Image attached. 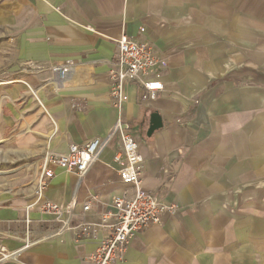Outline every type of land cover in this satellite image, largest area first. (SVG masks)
<instances>
[{
  "label": "crops",
  "instance_id": "obj_1",
  "mask_svg": "<svg viewBox=\"0 0 264 264\" xmlns=\"http://www.w3.org/2000/svg\"><path fill=\"white\" fill-rule=\"evenodd\" d=\"M123 35L153 46L164 90L143 103L129 85L117 110L110 73ZM1 55L21 78L0 94V147L27 158L65 154L122 120L144 158L143 189L178 205L118 264H264V0H0ZM68 62L59 82L51 70ZM153 113L163 128L149 138ZM117 150L106 149L79 185L54 167L39 196L38 183L0 192V243L11 253L0 264H90L98 242L77 244L72 229L50 236L59 225L39 207L75 199L71 228L84 205L98 222L125 190Z\"/></svg>",
  "mask_w": 264,
  "mask_h": 264
},
{
  "label": "built area",
  "instance_id": "obj_2",
  "mask_svg": "<svg viewBox=\"0 0 264 264\" xmlns=\"http://www.w3.org/2000/svg\"><path fill=\"white\" fill-rule=\"evenodd\" d=\"M113 65L115 68L110 73L112 84L109 94L111 106L117 110H122L129 101V85L136 84L141 88L143 103L155 100L164 90L159 76H153L154 70L160 64L153 46L149 43L138 42L123 35L118 41ZM72 69L73 63L68 62L53 67L51 71L56 74L59 82H63ZM114 143L118 150L113 161L118 166L116 172L125 190L122 195L112 198L105 205L104 211L99 214L98 222L87 220L85 215L91 205H84V217L78 225L71 228L77 203L75 199L66 209L49 201L39 207L43 217H52L53 222L59 225L50 236H59L72 229L75 231V243L98 242L95 251L87 257L90 264L123 262L127 249L140 232L161 223L166 214H178L180 211L178 205L168 203L143 189L141 167L144 158L130 126L122 120L116 121L106 136L91 139L83 144H73L65 154L47 151L40 167L37 195L43 194L54 179V167L76 176L79 185L94 164L100 161L106 149ZM33 207L34 205H29L27 211H31ZM25 221L28 226L32 223L29 215ZM0 255L2 258L11 256L1 243Z\"/></svg>",
  "mask_w": 264,
  "mask_h": 264
},
{
  "label": "rangeland",
  "instance_id": "obj_3",
  "mask_svg": "<svg viewBox=\"0 0 264 264\" xmlns=\"http://www.w3.org/2000/svg\"><path fill=\"white\" fill-rule=\"evenodd\" d=\"M21 73L15 72L11 75L10 66L6 67L4 56H0V94L3 92V88L7 82L11 79H20ZM1 108V106H0ZM4 116L0 114V127L4 126L6 112ZM20 130L19 126L15 125L13 128V134L17 130ZM19 131H17L18 133ZM10 135V130L7 132V136ZM4 141H0V145ZM3 145V144H2ZM0 192L10 191L19 195L26 189L35 186L38 183L40 177V164L43 157L35 156L27 158L19 155L18 153L6 152L3 147H0ZM11 254V253H10Z\"/></svg>",
  "mask_w": 264,
  "mask_h": 264
},
{
  "label": "water",
  "instance_id": "obj_4",
  "mask_svg": "<svg viewBox=\"0 0 264 264\" xmlns=\"http://www.w3.org/2000/svg\"><path fill=\"white\" fill-rule=\"evenodd\" d=\"M163 128L162 118L158 113H153L151 115L150 127L147 136L151 138L157 131Z\"/></svg>",
  "mask_w": 264,
  "mask_h": 264
}]
</instances>
